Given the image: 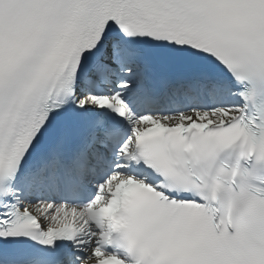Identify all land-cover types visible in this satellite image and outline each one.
<instances>
[{
    "label": "snow or ice",
    "instance_id": "1",
    "mask_svg": "<svg viewBox=\"0 0 264 264\" xmlns=\"http://www.w3.org/2000/svg\"><path fill=\"white\" fill-rule=\"evenodd\" d=\"M0 264H264V0H0Z\"/></svg>",
    "mask_w": 264,
    "mask_h": 264
}]
</instances>
